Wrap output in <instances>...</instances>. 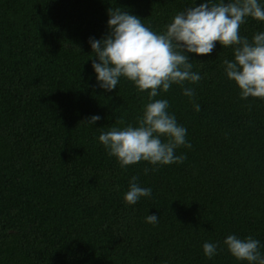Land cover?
I'll return each mask as SVG.
<instances>
[{
  "label": "trees",
  "instance_id": "1",
  "mask_svg": "<svg viewBox=\"0 0 264 264\" xmlns=\"http://www.w3.org/2000/svg\"><path fill=\"white\" fill-rule=\"evenodd\" d=\"M202 2L0 0V264H246L223 245L227 236L264 245V100L241 99L226 76L232 48L189 54L202 77L185 82L193 98L178 85L155 98L187 129L182 164L146 175L151 164L121 168L99 142L102 131L138 126L149 102L123 77L111 92L97 83L89 38L107 34V10L163 32ZM257 32L264 22L241 25L250 40ZM93 115L95 125L82 122ZM133 176L152 195L128 205ZM205 242L223 251L209 259Z\"/></svg>",
  "mask_w": 264,
  "mask_h": 264
},
{
  "label": "clouds",
  "instance_id": "2",
  "mask_svg": "<svg viewBox=\"0 0 264 264\" xmlns=\"http://www.w3.org/2000/svg\"><path fill=\"white\" fill-rule=\"evenodd\" d=\"M107 12V34L99 40L89 38L97 83L111 92L123 77L138 92H147L149 100L138 118V126L113 127L99 135V142L121 168L147 162L153 166L144 169L147 175L150 170L158 171L159 167L186 160L185 155H176V149L191 148L186 140L187 129L168 111L167 99L155 98L169 92L172 85L180 86L190 99L195 96L194 89L185 87V82L197 84L202 77L192 71L189 54L207 56L217 42L223 48H232L233 59L223 61L226 76L238 85L241 99L264 100V32L255 33L251 40L240 35L241 25L249 18L264 22V4L260 0H204L178 12L163 32L153 31L143 24L142 18L121 7H110ZM194 109L198 112L200 106L194 104ZM100 119L93 115L82 122L95 125ZM137 179L132 177L125 193L128 205L152 195V189L141 187ZM158 220L155 214L146 217V222L153 225ZM223 245L237 261L264 264V245L251 235H229ZM203 251L211 259L223 248L219 243L205 242Z\"/></svg>",
  "mask_w": 264,
  "mask_h": 264
}]
</instances>
